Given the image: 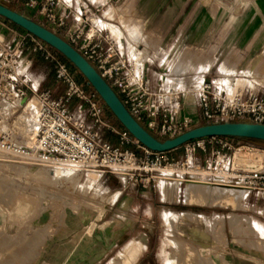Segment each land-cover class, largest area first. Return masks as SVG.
<instances>
[{
	"label": "built area",
	"instance_id": "2783aa9c",
	"mask_svg": "<svg viewBox=\"0 0 264 264\" xmlns=\"http://www.w3.org/2000/svg\"><path fill=\"white\" fill-rule=\"evenodd\" d=\"M23 4L58 29L61 36L88 60L115 90L130 114L160 139H174L206 124L240 122L264 125V91L255 86H235L224 78L202 80L197 88L167 90L152 87L144 73L112 34L99 27L85 2L80 3L77 26L68 29L73 10L65 0H0ZM95 22V23H94ZM101 26V25H100ZM39 53L50 61L56 81L65 86L60 95L39 90L27 78L31 60ZM194 93L196 115L183 114L185 97ZM98 94H89L68 66L36 36L26 33L12 43L0 33V154L13 160L39 162L80 171L107 172L122 177L134 188H156L165 181L206 183L216 187H241L264 198V148L249 139L208 137L196 139L168 152L144 147L126 129L103 116ZM39 104L37 133L31 145L17 135V113L30 100ZM77 101V104H74ZM108 132L119 138L114 145ZM242 142H236V140ZM248 140V141H244ZM134 146L143 151L138 154ZM215 147V148H212ZM183 150V157L173 152ZM203 153L198 157V153Z\"/></svg>",
	"mask_w": 264,
	"mask_h": 264
},
{
	"label": "rangeland",
	"instance_id": "374dc122",
	"mask_svg": "<svg viewBox=\"0 0 264 264\" xmlns=\"http://www.w3.org/2000/svg\"><path fill=\"white\" fill-rule=\"evenodd\" d=\"M168 1L171 5L170 7L168 6ZM185 1L186 0H140L141 3L145 4V10L142 12L146 18V26H144L143 29L137 26L129 27L128 33L130 42L133 43L137 50L142 51L143 59L141 61L154 56V53L158 51V49L153 48L151 42L148 41V39L150 38L149 40H151V37L154 35V23L160 22L162 36H169L170 29L172 30L171 36L173 37L176 36L180 37V39H184L190 36L189 33L183 32L185 31V26L191 24V7L185 6ZM193 1L196 3L195 8L198 14L196 19H200V13L203 14L202 18L208 23L210 32L215 34L218 30V33H225L226 39H228L231 38L232 35L241 32L243 28V18L247 15V9L257 0ZM259 3L264 7V0H259ZM1 4L24 14L54 31L59 36H63L66 31L65 29H58L51 25L40 15L32 14L31 11L21 3L10 1L6 3L1 2ZM165 4L167 6L164 7ZM216 21L222 22L223 25H221V27H216L212 24L216 23ZM67 25L68 29H72L69 27V22ZM99 27L104 28L100 25ZM14 32L19 35L15 42L27 33V31L0 16V33L5 35L8 40L13 39ZM114 32L118 36L122 35L119 29H116ZM246 32H250V28H248ZM139 42H142V46L137 44ZM229 44L231 43L228 41L224 43L225 49L230 46ZM50 48L54 53L58 54L68 66L76 81L89 94L96 92L81 73L76 70L72 71V68L64 60L61 53L52 47ZM204 52L206 53L204 50L195 51L191 48H185L179 51L177 57L170 59L171 61L169 60V62H166L165 54V59H160V64H164L161 71L167 75L165 89H175L184 92L189 90V88L179 90L183 76L192 78L197 76L196 74L203 72L208 65L210 66L212 62L215 61L216 56L220 53V46L217 47L214 43L212 47H209L210 55L214 56L213 61L212 59H208L202 63H194V59H199L200 54L202 55ZM28 55L29 53L25 51L24 56ZM128 56L136 63L135 58H132L130 54H128ZM29 58L33 63L31 72L36 77H46V83L52 85V78L55 76L53 64L37 52L30 54ZM154 59L156 58L153 57L152 60L154 61ZM152 60L148 59L147 61ZM138 66L140 68L142 67V65ZM199 66L200 71L198 70ZM168 81H172V85L168 86ZM194 84L197 88L200 83L194 82ZM98 101L104 105V109H106V114H103V116L114 125L124 129L100 96ZM23 111V109L19 110L16 116V125L19 126L17 135H22L20 138L26 141V144H29L34 138V128L32 129L31 127V121L26 120L25 122L20 117ZM183 114L191 115L184 110ZM27 131L28 136L25 135ZM31 134L33 136H31ZM107 138L114 145L120 144L118 136L114 133L108 132ZM236 142H242V140L237 139ZM250 142L264 148L263 143L255 141ZM128 148L131 150H134L133 148L141 150L134 146ZM212 148L215 147L212 146ZM138 154H143V151L141 150V153ZM173 154L176 158H181L183 157V150H177L173 152ZM0 155V197H9L15 200L14 205L18 213L17 225L27 226L28 231L33 233V242L39 243V246L47 237L46 234L41 235L40 231H46L48 228L53 231V228L62 226L67 232L68 230L72 231L74 227L73 230L77 232L75 234L76 249H78L77 253H79L82 261L84 259L87 260L88 257L91 256V258L96 259L95 264H110L112 258L118 257L126 259L130 256V252L134 251L136 254L143 255L140 264H216V258L212 255L213 251L211 248H208V246L211 247L212 242H219V240H217V235L219 231H222L225 223L223 221V216L213 217L214 214L236 213L242 218L243 215L248 213V210L253 211L257 209L258 213L263 215L261 221L264 225V199L262 205H258L257 208L251 206L254 202V197H262L256 193L250 194L248 191H243L246 197L240 203H237L238 205L226 204L224 201L214 202L209 200L199 192L195 193L194 196L192 195L191 197L193 198H189L186 193L188 182L182 183L179 180H173L165 181L163 184L161 183L157 186L161 190L164 188L162 197L155 192L157 187L143 188L153 189L151 191L152 196L146 193V197H135L131 205L127 208L126 203L122 202L123 198L117 200V197L123 189L135 190L138 188L127 185L122 177L107 172L80 170H77L72 177L55 176L54 178L53 173L51 175L52 177L50 176L48 178L45 176L46 172L44 171L41 174L43 177L40 175L35 176L37 175L36 170L41 169L39 166L36 167L37 169H35V172L33 170V167H35L33 163L17 161L11 159L7 155ZM202 156L203 153H198V157ZM47 167L49 169L54 168L49 165H46V168ZM21 169L24 171L28 170L27 175L26 173H20L19 170ZM34 172L35 175H33ZM91 174H95L96 177H93ZM209 187L212 189L214 188L213 186ZM175 193L178 195L176 196ZM248 197H252L250 202L248 201ZM160 199H162L163 202H160ZM150 206H152L153 210L151 214L149 211ZM125 208L128 210H138L143 218L140 219L139 222H137L135 218H128L125 213H122ZM166 212H173L177 216L173 217V215L166 214ZM184 214H191V217L184 216ZM199 215H203L204 217H198ZM202 218L207 219L211 224L208 223V226H202ZM195 219H197V221H195ZM245 219L247 222L244 223V225H247L251 232L255 235L264 237V232L262 231L264 226L259 221L256 222V220ZM255 223L259 224L261 227L259 229L255 228ZM207 231H210L211 234L207 235ZM49 236H51V233H49ZM207 236H209L210 239L212 237L214 239L211 241L207 239ZM24 240V238L17 236L12 238L11 241L20 242ZM1 241L4 240L1 239ZM28 241H30V238ZM135 241H140L142 243L140 249L136 247ZM41 252V249H37L34 258H40ZM2 253L6 255L16 253L17 264H24V250H4ZM81 264L84 263L82 262Z\"/></svg>",
	"mask_w": 264,
	"mask_h": 264
},
{
	"label": "crops",
	"instance_id": "0c3cea01",
	"mask_svg": "<svg viewBox=\"0 0 264 264\" xmlns=\"http://www.w3.org/2000/svg\"><path fill=\"white\" fill-rule=\"evenodd\" d=\"M67 1L73 10L72 19L69 21V27L74 28L77 23L75 19H80L79 12L81 11L80 3L85 2L88 4L92 11L98 10L94 14V18L98 24L103 26L106 31H109L123 50L130 54L132 58H136L133 55V50L129 48L130 45L133 46L135 50L136 47L130 42V37L128 33V28L137 26L143 29L146 26V18L142 11L145 10V4L141 3L140 0H65ZM185 6L191 7V24L185 26V33H189V37L180 39V37L171 36L172 30H169V36H162L161 25L159 23L153 24V33L151 37V42L153 48H157L158 51L154 53V56L146 58V60L136 61L137 64L144 66V73L148 83L152 87H157L160 84L165 85L166 73L162 70L164 64H160V59H165L169 62L170 59L176 58L179 51L185 48H191L195 51H206L202 55L200 54L199 59H194V63H202L208 59H212L213 55L209 53V47L213 46L215 43L217 47L220 46V53L215 58L212 64L207 66L203 72L196 74L197 76L192 78H187L183 76V80L180 83V89L184 90L186 88L192 89L196 88L194 82L200 83L202 80L205 81H215L220 78H224L231 81L235 86H255L259 91H264V7L260 5L259 0L252 3L248 7L247 15L243 18V28L240 33L232 35L231 38L226 39L225 33L214 34L210 32L208 28V23L203 20V14L200 13V19H196L197 9L196 3L193 0H186ZM167 6L166 4L164 7ZM168 6L170 3L168 1ZM159 9V8H158ZM149 24V23H148ZM147 24V26H148ZM216 27H221L222 22L216 21L212 23ZM190 28V29H188ZM250 28V32H246ZM119 29L121 31V36H118L114 31ZM19 36L16 32L13 34V39H8V41L14 43ZM229 37V36H228ZM228 41L230 46L225 49L224 43ZM142 46V42L137 43ZM136 44V45H137ZM229 49V50H228ZM142 58V51L137 50ZM135 51V52H136ZM155 57L154 61L152 58ZM143 59V58H142ZM148 59L152 61H147ZM171 61V60H170ZM33 63L31 61V67L28 69L27 78L39 88V90H50L56 95H60L64 92L65 86L58 83L55 76L52 78V85L47 84L46 77H36L32 72ZM201 66V65H200ZM200 66L198 70L200 71ZM172 72V66H171ZM172 81H168V86L172 85ZM196 96L191 93L185 97L184 111L191 115L198 114V110L194 106ZM77 104V101H74ZM103 110V114L106 112L104 105L100 103ZM24 110V108H23ZM136 150L141 153V150ZM150 190V191H149ZM153 189H143L138 188L135 190L123 189L117 200L120 198L122 202L126 203L128 208L135 197H146V193L152 196ZM157 187L155 192L162 197V191ZM175 191V190H174ZM126 192V193H124ZM164 193V192H163ZM177 196V194L175 193ZM149 197V196H148ZM9 198V197H8ZM7 197H0V264H17L16 253H10L6 255L2 253L4 250H17L21 249L25 251L24 264H95L96 259L88 257L83 261L80 258L78 249H76V237L74 227L72 231H65V228L60 226L57 228L47 229L40 231V234H46L47 237L43 242L39 243L33 242V233L28 231L27 226H18L17 218L18 213L15 209L14 199H8ZM252 197H248L250 202ZM262 197H254L252 207L257 208L258 205L263 203ZM12 200V201H11ZM160 202H163L160 199ZM12 203V204H11ZM150 214L153 212L152 206L149 208ZM248 213L241 216L236 213H216L213 217L223 216L225 226L222 231L218 232L217 243H211L212 255L216 258V264H264V237L255 235L247 225H244L247 221L245 218L259 221L262 225L261 218L263 215L258 213L257 209L247 211ZM128 218H135L137 222L143 218L139 214L138 210L126 209L122 211ZM166 214H171L177 216L173 212H166ZM186 215V214H184ZM20 216V215H19ZM198 217H204L199 215ZM241 222V223H240ZM230 223V224H229ZM228 224V225H227ZM264 226V225H263ZM223 232V233H222ZM51 233V236H49ZM207 235L211 234L210 231L206 232ZM203 234V233H202ZM31 235V236H30ZM20 236L24 238V241L12 242V238ZM30 238V241L28 239ZM3 239L4 241H1ZM207 239H210L207 236ZM213 237L210 239L212 241ZM214 241V240H213ZM136 247L139 249L142 244L139 241H135ZM210 244V243H208ZM137 248V249H138ZM41 249L40 258H34L36 255L35 251ZM91 255V254H90ZM142 256L134 251L130 252V256L125 258L114 257L111 259L112 264H140L142 261ZM211 258V257H210ZM119 260V261H117ZM110 263V264H111Z\"/></svg>",
	"mask_w": 264,
	"mask_h": 264
},
{
	"label": "water",
	"instance_id": "95a60500",
	"mask_svg": "<svg viewBox=\"0 0 264 264\" xmlns=\"http://www.w3.org/2000/svg\"><path fill=\"white\" fill-rule=\"evenodd\" d=\"M0 16L36 36L69 60L98 93L123 128L144 147L152 151L168 152L176 150L190 141L208 137H234L264 141V125L240 122L206 124L193 128L174 139L160 140L130 114L115 90L93 65L61 36L1 3Z\"/></svg>",
	"mask_w": 264,
	"mask_h": 264
},
{
	"label": "bare ground",
	"instance_id": "6f19581e",
	"mask_svg": "<svg viewBox=\"0 0 264 264\" xmlns=\"http://www.w3.org/2000/svg\"><path fill=\"white\" fill-rule=\"evenodd\" d=\"M131 49V51L133 50V55L136 57V61H139L142 60L141 56L139 55V53L136 51V49L134 50L133 49V46L130 45L129 47ZM136 51V52H135ZM137 66L139 64H136ZM138 68H140L138 66ZM142 68V67H141ZM140 68V69H141ZM24 111L22 112V114L20 115V117L26 122V120L28 121H31V127L32 129L34 128V138L36 136V133H37V122H36V116H37V113H38V109H39V104L37 102L36 99H32L30 100V102L27 104V105H24ZM34 116H35V119H34ZM19 127V126H18ZM25 135L28 136V131L25 132ZM31 134V136H33ZM34 138L32 140H34ZM33 141H31V143L27 144V145H31ZM1 156V155H0ZM5 157V156H4ZM9 157V156H8ZM4 159V158H3ZM4 161V160H3ZM22 162H25V161H22ZM21 163V162H20ZM29 163H33V165H35V167H33L34 171L35 169H37L36 167L39 166L41 169L39 170H36V174L35 175V172L33 175L35 176H42L41 174L44 172H46V175L48 178L54 173V178L55 176H61V177H72L73 175H75L76 171L78 169H75V168H71V167H54V168H51L49 169L48 167L46 168V165L48 164H44V163H39V162H29ZM28 163V164H29ZM41 165V166H40ZM51 166V165H49ZM53 167V166H52ZM32 168V167H31ZM30 168V169H31ZM17 169V168H16ZM20 173H28V170H19ZM31 174V173H30ZM25 175V174H24ZM49 175V176H48ZM93 177H96L95 174H91ZM31 176V175H30ZM43 177V176H42ZM52 177V176H51ZM180 183V182H178ZM163 184V183H162ZM187 190H186V193L188 194V197L189 198H193L191 197L192 195L194 196L195 193L199 192L201 194H203L205 197H207V199L209 200H212V201H224L226 204H237V203H240L243 199H245L246 197V194L243 192V191H247L241 187H216V186H213L214 188H210L209 184H206V183H197V182H192V181H188L187 183ZM209 185V186H208ZM206 186V187H205ZM179 189V188H178ZM178 195V194H177ZM238 205V204H237ZM184 216H188V217H191V214H188V215H184ZM174 217V215H173ZM193 220V219H192ZM194 221V220H193ZM195 221H197V219H195ZM257 222V221H256ZM208 220L207 219H203L201 220V224L202 226H208ZM211 224V223H210ZM255 225V228H260L261 226L257 223L254 224ZM207 228V227H206ZM209 229V228H208ZM263 232H264V228H262ZM139 244L141 245L142 243L139 241Z\"/></svg>",
	"mask_w": 264,
	"mask_h": 264
},
{
	"label": "trees",
	"instance_id": "16d2710c",
	"mask_svg": "<svg viewBox=\"0 0 264 264\" xmlns=\"http://www.w3.org/2000/svg\"><path fill=\"white\" fill-rule=\"evenodd\" d=\"M62 55V54H61ZM63 56V55H62ZM64 60L68 63V65L72 68V71L76 70L78 71L79 73H81L71 62H69V60H67L64 56H63ZM122 127V126H121ZM160 139V138H159ZM246 139V138H244ZM160 140H163V139H160ZM251 141H255V142H259V143H263L264 144V141H261V140H255V139H249Z\"/></svg>",
	"mask_w": 264,
	"mask_h": 264
}]
</instances>
